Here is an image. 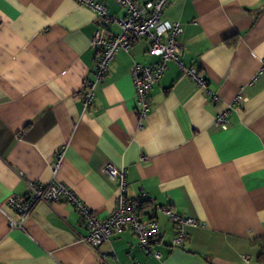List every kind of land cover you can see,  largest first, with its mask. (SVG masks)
Wrapping results in <instances>:
<instances>
[{
    "label": "crops",
    "instance_id": "obj_1",
    "mask_svg": "<svg viewBox=\"0 0 264 264\" xmlns=\"http://www.w3.org/2000/svg\"><path fill=\"white\" fill-rule=\"evenodd\" d=\"M96 1L126 12L115 0ZM162 19L182 26L180 60L210 92L169 61L139 126L131 68L157 59L147 39L117 52L84 110L93 11L77 0H0V264H102L101 255L106 264H264V0H168ZM224 110L228 125L217 128ZM106 162L126 169L129 196L146 193L197 220L181 246H171L174 226L157 213L160 261L130 229L93 248L63 201L40 202L22 229L9 228L7 199L24 195L30 180L61 181L107 217L118 189L101 171Z\"/></svg>",
    "mask_w": 264,
    "mask_h": 264
},
{
    "label": "built area",
    "instance_id": "obj_2",
    "mask_svg": "<svg viewBox=\"0 0 264 264\" xmlns=\"http://www.w3.org/2000/svg\"><path fill=\"white\" fill-rule=\"evenodd\" d=\"M125 8V14L117 16L110 14L106 6L96 0H77L81 5L91 9L94 13L96 29L90 40V47L96 51L94 59V78L85 82L82 106L88 110L93 106L95 88L107 73L112 60L119 50L128 51L135 42L147 39L150 46L147 53L157 59L150 63L136 62L131 68L134 85L135 112L139 126L148 116L151 107V89L167 69L169 61L176 62L185 69L189 77L207 93L205 78L193 67L184 68L179 54L181 46L178 41L183 28L178 22H167L162 14L168 0H148L139 3L136 0H115ZM116 25L118 32L112 33L110 26ZM241 101V96L236 97ZM228 110L215 115L214 125L225 128L228 125ZM63 151L59 148L55 153V161L51 164L54 172L61 165ZM101 171L116 183L118 193L114 210L105 218H100L93 209L67 184L52 179L47 183L28 181V189L24 195L14 194L7 199V205L12 209L14 217L6 214L7 224L11 229H22L24 220L33 212L40 202L51 204L63 201L70 203L78 214L79 220L87 232L81 240L91 247H96L108 241L112 236L130 229L138 239L144 253L158 261L162 254L156 248L159 239L160 227L157 213L165 214L175 229L171 246H181L186 238V228L196 226L198 222L193 217L183 216L167 205L154 204L146 193L138 196H129L126 193V169L117 168L106 162ZM247 260V256H242ZM102 264H106L105 255H101ZM130 264H141L138 260Z\"/></svg>",
    "mask_w": 264,
    "mask_h": 264
},
{
    "label": "trees",
    "instance_id": "obj_3",
    "mask_svg": "<svg viewBox=\"0 0 264 264\" xmlns=\"http://www.w3.org/2000/svg\"><path fill=\"white\" fill-rule=\"evenodd\" d=\"M260 245H261V252L258 255V260L260 262H264V242H262Z\"/></svg>",
    "mask_w": 264,
    "mask_h": 264
}]
</instances>
